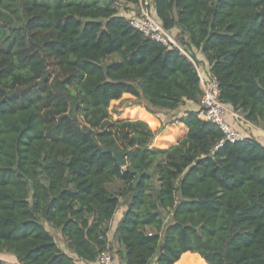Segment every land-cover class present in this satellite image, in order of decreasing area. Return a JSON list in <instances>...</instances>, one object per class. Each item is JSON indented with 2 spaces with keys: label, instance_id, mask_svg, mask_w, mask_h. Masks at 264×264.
Wrapping results in <instances>:
<instances>
[{
  "label": "trees",
  "instance_id": "1",
  "mask_svg": "<svg viewBox=\"0 0 264 264\" xmlns=\"http://www.w3.org/2000/svg\"><path fill=\"white\" fill-rule=\"evenodd\" d=\"M153 5L162 28L204 60L220 101L264 130V0ZM195 66L110 3L0 0V255L95 264L112 253L107 235L126 199L113 228L118 264L196 254L206 264H264V145H219V128L190 110L178 117L187 127L179 142L150 147L164 127L155 113L199 105ZM117 103L133 117L115 118Z\"/></svg>",
  "mask_w": 264,
  "mask_h": 264
},
{
  "label": "rangeland",
  "instance_id": "2",
  "mask_svg": "<svg viewBox=\"0 0 264 264\" xmlns=\"http://www.w3.org/2000/svg\"><path fill=\"white\" fill-rule=\"evenodd\" d=\"M51 1H54V0H51ZM84 1H96L99 4L110 3L113 7L118 8L120 11V14L123 16L127 15L126 11H128V12L131 11L134 13H138V11H139L138 7L132 8L130 6H125V4H123L120 0H84ZM167 35L169 36L170 40L174 43V45H176L177 47L182 49L185 53H187L185 51V49L189 48V47L185 46L186 45L185 39L182 37V34L179 31L174 30L173 32L167 33ZM190 50L193 52L194 58L196 60L195 63L197 65V67L200 69V71L201 72L203 70L207 71L208 68H207L206 64L199 61V53L197 51H195V49H190ZM131 107H132L131 105H127V107L125 106L123 109H120L119 113H118V108H119L118 103L117 104H111V106H110L111 111H114L115 109H117L118 114L114 116L115 118L133 117L130 115V111L132 110V109H130ZM136 108H138V106ZM193 108H195V107L192 104L185 103L177 111L155 113V115L159 118V120L162 122L164 127L162 130L159 131V133H157V135L154 138L150 147L151 148H159V149L169 148V147L173 146V144L176 143L178 140H180V138L183 136V134H182V129H181L182 126L177 122L178 117L183 115L185 112L192 110ZM229 122H230V124L233 125V127L236 129V131H238L240 133L242 138L251 137V138L255 139L256 141H258L259 143H261L262 145H264V130H262L260 128H256L253 125L250 126V125L246 124L244 122V120L240 119V117L237 114H235V116L232 117ZM126 202H127L126 199H121L120 208L117 210V212L114 215V218L110 224V231L107 235V238L109 240L112 253H115L118 249V244L113 238V228H114V226L118 220V216L122 212V210L124 208V204ZM46 229H48L52 233L54 240L57 242V244L60 246V248L68 251L63 240L61 239L59 233L57 231H53L48 226H46ZM11 257L8 256L7 254H1L0 255V258L4 261V264H15V260ZM112 264H118V258L116 255H113V263ZM178 264H206V263L204 262L203 259H201L196 254V255H187V256L182 257L181 261H179Z\"/></svg>",
  "mask_w": 264,
  "mask_h": 264
},
{
  "label": "built area",
  "instance_id": "3",
  "mask_svg": "<svg viewBox=\"0 0 264 264\" xmlns=\"http://www.w3.org/2000/svg\"><path fill=\"white\" fill-rule=\"evenodd\" d=\"M138 13L129 11L125 15L130 25L141 32L145 37L162 44L167 49H178L188 60L194 65V61L182 49L174 45L167 35V31L162 28L161 23L154 15L153 0H139L137 5ZM132 8H134L132 6ZM196 67L200 87L202 90V98L198 105L199 117L205 121L213 123L223 133L224 139L219 145L224 142L234 143L243 139L238 131L230 124V118L235 116V113L219 99V87L216 78L208 74L207 71H200ZM241 119V118H240ZM248 123V122H247ZM113 254L109 250H105L98 258L95 264H112ZM76 264H86L83 261L76 260Z\"/></svg>",
  "mask_w": 264,
  "mask_h": 264
},
{
  "label": "crops",
  "instance_id": "4",
  "mask_svg": "<svg viewBox=\"0 0 264 264\" xmlns=\"http://www.w3.org/2000/svg\"><path fill=\"white\" fill-rule=\"evenodd\" d=\"M127 13H128V11H126ZM126 13V14H127ZM167 33H169V32H167ZM199 61L201 62V61H203V63H205L204 62V60L199 56ZM206 64V63H205ZM207 66V65H206ZM208 68V67H207ZM186 103H188V104H192L195 108H193L192 110L193 111H196L197 109H198V105H195V104H193V103H191V102H186ZM231 119V118H230ZM245 122V121H244ZM246 124H248V125H250V126H252L251 124H249V123H247V122H245ZM182 127H181V129H182V134H183V136L180 138V140L186 135V133H187V127L185 126V125H183V124H180ZM180 140H178L177 142H179ZM176 142V143H177ZM176 143H174L173 145H175ZM121 216V214L118 216V219H119V217ZM62 249V248H61ZM65 253H67L68 255H70V256H73V254L72 253H70L69 251H66V250H64V249H62ZM87 264V263H86Z\"/></svg>",
  "mask_w": 264,
  "mask_h": 264
},
{
  "label": "water",
  "instance_id": "5",
  "mask_svg": "<svg viewBox=\"0 0 264 264\" xmlns=\"http://www.w3.org/2000/svg\"><path fill=\"white\" fill-rule=\"evenodd\" d=\"M104 70H105V67H104ZM101 149L106 152H110L118 165H125V160L123 158V155L120 154L117 150L110 148V147H102Z\"/></svg>",
  "mask_w": 264,
  "mask_h": 264
}]
</instances>
